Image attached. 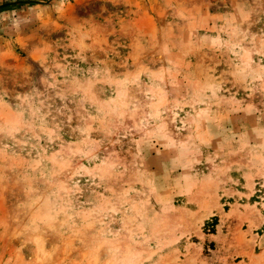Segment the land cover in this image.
I'll list each match as a JSON object with an SVG mask.
<instances>
[{
    "label": "rangeland",
    "instance_id": "obj_1",
    "mask_svg": "<svg viewBox=\"0 0 264 264\" xmlns=\"http://www.w3.org/2000/svg\"><path fill=\"white\" fill-rule=\"evenodd\" d=\"M264 0H0V264H264Z\"/></svg>",
    "mask_w": 264,
    "mask_h": 264
},
{
    "label": "trees",
    "instance_id": "obj_2",
    "mask_svg": "<svg viewBox=\"0 0 264 264\" xmlns=\"http://www.w3.org/2000/svg\"><path fill=\"white\" fill-rule=\"evenodd\" d=\"M257 191H260V192L264 193V189H261V188L257 189Z\"/></svg>",
    "mask_w": 264,
    "mask_h": 264
}]
</instances>
